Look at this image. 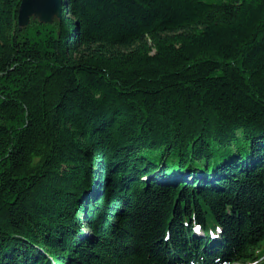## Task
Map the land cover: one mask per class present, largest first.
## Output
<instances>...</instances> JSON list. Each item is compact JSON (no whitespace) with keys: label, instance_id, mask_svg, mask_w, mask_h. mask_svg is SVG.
Instances as JSON below:
<instances>
[{"label":"trees","instance_id":"16d2710c","mask_svg":"<svg viewBox=\"0 0 264 264\" xmlns=\"http://www.w3.org/2000/svg\"><path fill=\"white\" fill-rule=\"evenodd\" d=\"M22 1L0 264H264V0H65L20 30Z\"/></svg>","mask_w":264,"mask_h":264},{"label":"water","instance_id":"95a60500","mask_svg":"<svg viewBox=\"0 0 264 264\" xmlns=\"http://www.w3.org/2000/svg\"><path fill=\"white\" fill-rule=\"evenodd\" d=\"M65 0H23L18 11L20 30L27 28L31 20L41 24H53L61 21L64 13Z\"/></svg>","mask_w":264,"mask_h":264},{"label":"rangeland","instance_id":"374dc122","mask_svg":"<svg viewBox=\"0 0 264 264\" xmlns=\"http://www.w3.org/2000/svg\"><path fill=\"white\" fill-rule=\"evenodd\" d=\"M205 1H209V0H205ZM33 20H35V19H33ZM33 20H31V22H32ZM36 21H38V20H36ZM56 21H57V20H56ZM56 21H55V22H56Z\"/></svg>","mask_w":264,"mask_h":264}]
</instances>
